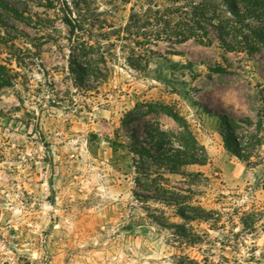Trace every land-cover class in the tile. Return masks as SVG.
I'll return each instance as SVG.
<instances>
[{
  "label": "rangeland",
  "instance_id": "374dc122",
  "mask_svg": "<svg viewBox=\"0 0 264 264\" xmlns=\"http://www.w3.org/2000/svg\"><path fill=\"white\" fill-rule=\"evenodd\" d=\"M200 4L0 0V264H264V49Z\"/></svg>",
  "mask_w": 264,
  "mask_h": 264
},
{
  "label": "trees",
  "instance_id": "16d2710c",
  "mask_svg": "<svg viewBox=\"0 0 264 264\" xmlns=\"http://www.w3.org/2000/svg\"><path fill=\"white\" fill-rule=\"evenodd\" d=\"M226 3L234 17L233 19H219L214 8L200 4L197 7L195 6L192 12L194 22L197 24L201 21L208 22V24L215 27L220 40L228 50L244 49L247 52H255L264 49V0H226ZM7 8L13 10L12 7ZM67 14L68 16L64 15L63 17L64 22L70 26L72 31L79 29L78 22L71 16L70 10L67 11ZM249 20H254V23L248 22ZM83 47L86 48L89 45L83 44ZM85 64L86 62L83 61L80 67L86 71L83 67ZM8 82V73L5 67L0 65V84L7 85ZM164 108L163 113L176 122L179 120L176 113L167 110L166 107ZM224 125L228 129H232L226 118H224ZM228 135H231V133H228ZM193 141L196 144V141ZM191 160L190 162L202 163L205 158L198 159L192 156Z\"/></svg>",
  "mask_w": 264,
  "mask_h": 264
}]
</instances>
